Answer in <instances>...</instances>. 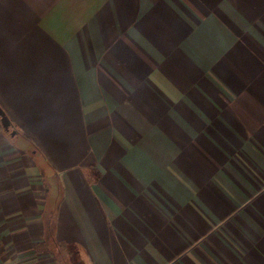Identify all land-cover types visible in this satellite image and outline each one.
I'll list each match as a JSON object with an SVG mask.
<instances>
[{
	"label": "crops",
	"instance_id": "obj_1",
	"mask_svg": "<svg viewBox=\"0 0 264 264\" xmlns=\"http://www.w3.org/2000/svg\"><path fill=\"white\" fill-rule=\"evenodd\" d=\"M0 107V264H264V0H0Z\"/></svg>",
	"mask_w": 264,
	"mask_h": 264
},
{
	"label": "water",
	"instance_id": "obj_2",
	"mask_svg": "<svg viewBox=\"0 0 264 264\" xmlns=\"http://www.w3.org/2000/svg\"><path fill=\"white\" fill-rule=\"evenodd\" d=\"M0 117H1V121H2L4 128L6 130H10L13 127V125L1 107H0ZM12 134H15V130L12 131Z\"/></svg>",
	"mask_w": 264,
	"mask_h": 264
}]
</instances>
